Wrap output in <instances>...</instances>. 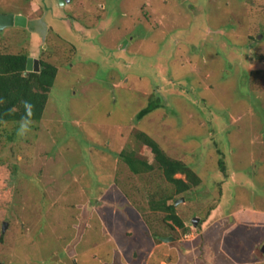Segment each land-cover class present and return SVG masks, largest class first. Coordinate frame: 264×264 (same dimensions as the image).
<instances>
[{"label": "rangeland", "instance_id": "374dc122", "mask_svg": "<svg viewBox=\"0 0 264 264\" xmlns=\"http://www.w3.org/2000/svg\"><path fill=\"white\" fill-rule=\"evenodd\" d=\"M0 9L30 19L0 31V53L58 68L40 120L0 124L2 264H264V0ZM141 131L200 184L135 173L123 153L154 161ZM169 194L184 228L151 208Z\"/></svg>", "mask_w": 264, "mask_h": 264}, {"label": "trees", "instance_id": "16d2710c", "mask_svg": "<svg viewBox=\"0 0 264 264\" xmlns=\"http://www.w3.org/2000/svg\"><path fill=\"white\" fill-rule=\"evenodd\" d=\"M27 57L25 53H0V124L40 120L43 115L58 68L53 63L40 59L39 71L25 73ZM157 106L158 104L149 103L138 112L137 119H142ZM136 137L142 143L143 149L153 154L154 161L140 159L132 153H123L135 173L150 171L155 165L158 166L165 179L174 185L175 194L188 192L192 186L200 184L198 173L189 164L168 156L152 136L141 131ZM221 167L224 171L225 165L222 161ZM177 173L184 174L185 178L176 177ZM172 196L169 194L157 200L152 198L151 208L164 210L167 220L184 228V221L177 214L175 204L168 202Z\"/></svg>", "mask_w": 264, "mask_h": 264}, {"label": "water", "instance_id": "95a60500", "mask_svg": "<svg viewBox=\"0 0 264 264\" xmlns=\"http://www.w3.org/2000/svg\"><path fill=\"white\" fill-rule=\"evenodd\" d=\"M61 4H64L66 2H69L70 0H59ZM3 21V24L0 25V31L3 29L5 26H13V25H18V26H26L27 25V17L22 14H5V13H0V21ZM40 59L34 56H28L27 61H26V70L27 71H39L40 70ZM184 197H182V200ZM197 218L195 217L193 220V224L197 225L196 223ZM8 226V222L5 221L3 223V232H5L6 228ZM161 240L163 241H170L171 239H174V237H166V236H161ZM0 264H2L0 262Z\"/></svg>", "mask_w": 264, "mask_h": 264}, {"label": "flooded vegetation", "instance_id": "af4514ba", "mask_svg": "<svg viewBox=\"0 0 264 264\" xmlns=\"http://www.w3.org/2000/svg\"><path fill=\"white\" fill-rule=\"evenodd\" d=\"M59 3H60V1H59ZM65 4V3H64ZM60 5H63V4H61L60 3ZM3 11L0 9V13H2ZM10 13H13V14H22V15H25V14H23L22 12H14V11H12V12H8L7 13V11L5 12V14H10ZM26 16V15H25ZM27 17V16H26ZM29 21H30V19L29 18H27V24L29 23ZM3 24V21L1 20L0 21V25H2ZM13 26H18V25H13ZM27 26V25H26ZM26 26H24V27H26ZM6 27H9V26H5V27H3V29L1 30V31H3Z\"/></svg>", "mask_w": 264, "mask_h": 264}]
</instances>
